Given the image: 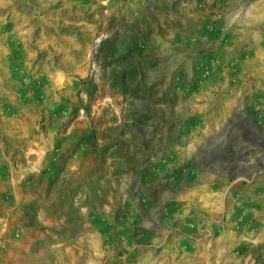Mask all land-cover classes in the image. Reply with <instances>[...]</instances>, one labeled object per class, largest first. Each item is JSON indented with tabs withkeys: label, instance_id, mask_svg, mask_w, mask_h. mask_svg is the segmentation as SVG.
I'll return each mask as SVG.
<instances>
[{
	"label": "rangeland",
	"instance_id": "374dc122",
	"mask_svg": "<svg viewBox=\"0 0 264 264\" xmlns=\"http://www.w3.org/2000/svg\"><path fill=\"white\" fill-rule=\"evenodd\" d=\"M14 13L0 93L8 122L35 126L9 131L6 150L19 153L21 133L55 142L40 150L54 165L28 225L48 236L38 264L53 249L134 264L112 221L136 215L121 231H144L153 205L168 251L151 264H264V166L243 168L264 164V0H19ZM208 160L246 175L202 174Z\"/></svg>",
	"mask_w": 264,
	"mask_h": 264
},
{
	"label": "crops",
	"instance_id": "0c3cea01",
	"mask_svg": "<svg viewBox=\"0 0 264 264\" xmlns=\"http://www.w3.org/2000/svg\"><path fill=\"white\" fill-rule=\"evenodd\" d=\"M18 1L19 0H0V82H3V76L6 75L7 66L11 64L14 59L11 56H13L12 54L15 52V47L13 44L5 41L9 39V36H15L18 32L17 24L12 22L14 19H21L14 13ZM7 19H9L8 26L5 24ZM2 95L3 94L0 93V264H38L43 252L36 250L35 247H37L40 241L47 239L48 236L43 234L40 235L37 233V228L31 229L28 225L33 222L31 219L39 213L34 203L36 201L43 203L45 200L42 197L48 188L46 181L51 177V170L54 165L50 157L40 154V150L45 146L55 145V142L52 140H40L38 137H35L33 140L26 138L27 135L32 134H17L12 141L19 153L9 155L6 150L8 132H31L35 125L18 121L8 122V112L5 108V104L2 102ZM246 138L248 140V135ZM262 138L263 135H259L258 133L255 135V141H257L258 144L260 143L258 142L259 139ZM253 139L254 138L251 140L253 141ZM252 141L250 145L253 143ZM246 147H249V144ZM23 148L25 149L23 150ZM41 159L44 160L42 170L36 165ZM258 163L260 166H264L263 163L256 162V164L243 165V168L244 170H250V168L254 166L256 168L252 170L257 171ZM216 165H219V167L217 168ZM221 165H223L221 162H212L208 160L203 161L200 164V169L199 167L198 169L202 174L206 173L212 177L219 176L233 181L238 175H246L244 174L246 171H234L233 166L228 163L227 165L224 164V167H221ZM230 173L235 175V177L230 175ZM10 203H12L14 207H11V205H9ZM151 208L150 222L146 220L145 224L141 223V226L139 224L140 227L144 228V231H136L135 228L130 226V230L126 232L124 230L121 231L122 228L127 226V224L129 225L131 222H133V226L137 227L136 215L134 220L128 221L127 223L121 220L112 221L113 223L115 222L116 227H118L117 234L120 235V237L127 238V240L129 239L134 242L133 248L135 254L132 258L134 264H146L145 262L141 263L143 259H147V264H151L154 259H152L151 256L154 252H160V250L163 252L168 251V242L166 241V237L163 239L162 236L164 227L162 226L161 214L158 212L159 210L164 211L165 209L161 210L154 205L151 206ZM50 209L51 206L48 205L47 210L50 211ZM47 220L48 221H41L42 226L53 227V216L49 214ZM108 222L109 221H107V223ZM102 223L104 224V221H102ZM17 226L26 227L22 230L20 229L21 231L19 230L22 234L21 239L12 244H5L7 241L6 238L15 231L13 228ZM117 234H111L110 236L108 234H102L96 238L104 243L103 239L107 241L110 239L108 237H111V240H115ZM177 243V248L180 250L183 249L184 246H188L190 242L179 239ZM54 247L55 246H51L50 248ZM67 251L68 254L71 255V251ZM52 252L55 254L53 264H75L72 258L69 257L67 260H61L57 257L54 249ZM113 254L116 256L115 253ZM121 258L122 257H113L110 259L109 263L125 264L124 259ZM29 261H31V263ZM95 264H98V262H95ZM99 264H103V260H99Z\"/></svg>",
	"mask_w": 264,
	"mask_h": 264
}]
</instances>
